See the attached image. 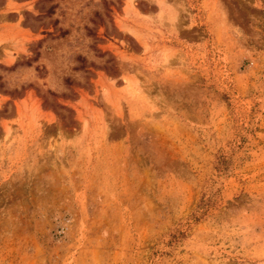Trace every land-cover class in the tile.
Listing matches in <instances>:
<instances>
[{
    "label": "rangeland",
    "instance_id": "1",
    "mask_svg": "<svg viewBox=\"0 0 264 264\" xmlns=\"http://www.w3.org/2000/svg\"><path fill=\"white\" fill-rule=\"evenodd\" d=\"M0 83V264H264V0H0Z\"/></svg>",
    "mask_w": 264,
    "mask_h": 264
},
{
    "label": "trees",
    "instance_id": "2",
    "mask_svg": "<svg viewBox=\"0 0 264 264\" xmlns=\"http://www.w3.org/2000/svg\"><path fill=\"white\" fill-rule=\"evenodd\" d=\"M65 34V32H63L61 35H64ZM37 56V55H36ZM36 58V57H35ZM34 60H36V59H34ZM3 87V83H0V88H2Z\"/></svg>",
    "mask_w": 264,
    "mask_h": 264
}]
</instances>
